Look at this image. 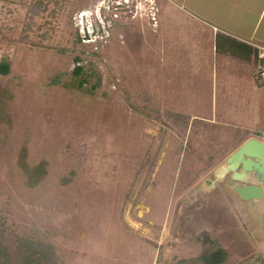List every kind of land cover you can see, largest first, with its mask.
Masks as SVG:
<instances>
[{"label": "rangeland", "instance_id": "374dc122", "mask_svg": "<svg viewBox=\"0 0 264 264\" xmlns=\"http://www.w3.org/2000/svg\"><path fill=\"white\" fill-rule=\"evenodd\" d=\"M168 1L0 0V264L16 237L63 264H264L230 175L200 185L264 141V71Z\"/></svg>", "mask_w": 264, "mask_h": 264}, {"label": "crops", "instance_id": "0c3cea01", "mask_svg": "<svg viewBox=\"0 0 264 264\" xmlns=\"http://www.w3.org/2000/svg\"><path fill=\"white\" fill-rule=\"evenodd\" d=\"M177 1L182 5L181 7L186 8L183 11L184 19H188V16H195L201 22L203 21L204 24L208 25V27L202 25L204 26L203 30L207 31L206 35L209 39H215L213 44L216 51L219 52L218 42H221L223 46H227L232 41L239 42V40H242L246 45L238 46H245L240 49L245 51L247 55L253 53L250 48L255 50L259 46H264V0ZM236 58L248 61L249 63H255V66L257 65L258 67L261 64H257L259 58L254 59L253 54L249 57ZM231 60L232 58L227 59L226 62L229 63Z\"/></svg>", "mask_w": 264, "mask_h": 264}, {"label": "water", "instance_id": "95a60500", "mask_svg": "<svg viewBox=\"0 0 264 264\" xmlns=\"http://www.w3.org/2000/svg\"><path fill=\"white\" fill-rule=\"evenodd\" d=\"M230 175V189L247 205V215L264 235V141L251 136L240 144L208 177L202 191L211 190ZM256 234V233H255ZM256 236V235H255Z\"/></svg>", "mask_w": 264, "mask_h": 264}, {"label": "trees", "instance_id": "16d2710c", "mask_svg": "<svg viewBox=\"0 0 264 264\" xmlns=\"http://www.w3.org/2000/svg\"><path fill=\"white\" fill-rule=\"evenodd\" d=\"M86 36H88L86 34ZM84 38V37H83ZM82 37H79V40L83 39ZM89 38V37H86ZM238 42V41H237ZM246 45V44H244ZM222 46V49H221ZM239 47V46H238ZM235 47H230L227 46H223V44L221 42H218V49L219 51L222 52H227L229 53L231 49H233ZM241 47H239L240 49ZM251 52H253V56L255 57L254 59L259 58V60H261L262 62H260V72L263 71V59L260 58V51L259 48H255V50H253V48ZM252 54L247 55V53L243 50L240 49L239 53L237 54L238 57H249ZM236 55V57H237ZM80 69V67L78 68ZM10 72V62L3 60L2 62H0V74H8ZM263 78V76L259 73L257 75V78ZM20 238L16 237L15 239H13V243H15L14 247H10L13 248V253H10V258H6V260L4 261L5 264H63L60 263L57 259V255L54 252V249L52 248L51 245L48 244H44L42 242H38L35 245V241H30L29 239H21L19 242ZM19 242V243H18ZM13 246V245H12ZM1 257H4L2 255H0Z\"/></svg>", "mask_w": 264, "mask_h": 264}, {"label": "built area", "instance_id": "2783aa9c", "mask_svg": "<svg viewBox=\"0 0 264 264\" xmlns=\"http://www.w3.org/2000/svg\"><path fill=\"white\" fill-rule=\"evenodd\" d=\"M258 48H259V51H260L259 55L264 60V46H259ZM263 71H264V69H263Z\"/></svg>", "mask_w": 264, "mask_h": 264}, {"label": "flooded vegetation", "instance_id": "af4514ba", "mask_svg": "<svg viewBox=\"0 0 264 264\" xmlns=\"http://www.w3.org/2000/svg\"><path fill=\"white\" fill-rule=\"evenodd\" d=\"M98 21V20H97ZM100 24V23H99ZM100 27H101V24H100ZM93 30H98V28H97V26H93ZM100 31H102V30H100Z\"/></svg>", "mask_w": 264, "mask_h": 264}]
</instances>
